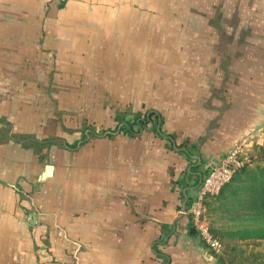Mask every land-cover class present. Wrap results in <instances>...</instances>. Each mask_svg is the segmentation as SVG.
I'll list each match as a JSON object with an SVG mask.
<instances>
[{"label":"crops","instance_id":"obj_1","mask_svg":"<svg viewBox=\"0 0 264 264\" xmlns=\"http://www.w3.org/2000/svg\"><path fill=\"white\" fill-rule=\"evenodd\" d=\"M25 1L93 13L107 6V0ZM247 6L252 14L243 25L250 33L238 40L245 44L239 55L248 56L245 77L216 80L214 89L203 82L204 93L192 100L199 106L184 116L161 109L133 119L115 113L118 126L107 129V146L81 140L79 129L64 132L61 32L0 31V264H218L191 233L189 209L210 166L239 145L251 155L264 152V0ZM35 15L0 21L40 22ZM87 55L98 58L94 49ZM47 165L53 174L43 179Z\"/></svg>","mask_w":264,"mask_h":264},{"label":"rangeland","instance_id":"obj_2","mask_svg":"<svg viewBox=\"0 0 264 264\" xmlns=\"http://www.w3.org/2000/svg\"><path fill=\"white\" fill-rule=\"evenodd\" d=\"M252 1L256 0H107L106 7H96L93 13L92 7L59 9L48 3L35 8L25 0H16L19 5L13 7L9 2L0 3L1 18L38 13L34 17L42 20L0 21V31L61 32L66 49L64 132L79 129L81 140L88 138L95 146H107V129L118 126L113 120L115 113L125 112L133 119L138 112L161 109L184 116L199 106L192 100L204 93L206 87L199 86L203 82L214 89L210 85L216 80L245 77L246 61L242 59L248 56L239 55L245 44L238 40L250 33L243 24L251 17L253 8L247 5ZM60 13L63 18L50 21V16ZM232 27L237 54L232 52ZM72 48L84 53L78 57L68 51ZM93 49L98 58L92 62L87 52ZM3 62L7 63L6 58ZM205 105L204 112L208 110ZM199 115L200 122L206 120ZM87 128L94 133L86 135ZM228 195L226 191V198L220 195L206 200L205 218L211 228L240 226L239 221L230 220L235 207ZM251 248L249 245L247 250ZM254 249L264 252V241Z\"/></svg>","mask_w":264,"mask_h":264},{"label":"trees","instance_id":"obj_3","mask_svg":"<svg viewBox=\"0 0 264 264\" xmlns=\"http://www.w3.org/2000/svg\"><path fill=\"white\" fill-rule=\"evenodd\" d=\"M153 113L140 120L139 124L143 125L150 120ZM127 126L129 131L134 133L133 125L127 123ZM252 162L251 165L238 170L218 195H221V199L226 198L228 191V197L232 199V205L235 207L230 220L240 222L239 227L234 225L235 228L230 230L209 226L213 236L223 245L221 254L211 252L218 264H264V252L254 249L264 241V152L257 150L252 155ZM209 170L210 167L207 173ZM249 245L253 248L247 250Z\"/></svg>","mask_w":264,"mask_h":264},{"label":"built area","instance_id":"obj_4","mask_svg":"<svg viewBox=\"0 0 264 264\" xmlns=\"http://www.w3.org/2000/svg\"><path fill=\"white\" fill-rule=\"evenodd\" d=\"M252 155L243 146L235 147L219 164L210 166L209 172L202 178L189 212L195 229L207 248L214 254H221L222 243L213 236L206 221L204 202L208 197L218 196L235 173L251 165Z\"/></svg>","mask_w":264,"mask_h":264},{"label":"water","instance_id":"obj_5","mask_svg":"<svg viewBox=\"0 0 264 264\" xmlns=\"http://www.w3.org/2000/svg\"><path fill=\"white\" fill-rule=\"evenodd\" d=\"M53 169H54V166L53 165H47L45 167V170H44V173L42 175V178L45 179L47 178L48 176H51L53 174ZM186 204H187V197L185 198L184 202H183V210L186 209ZM191 233L192 234H196L197 233V230L195 228H192L191 229Z\"/></svg>","mask_w":264,"mask_h":264}]
</instances>
